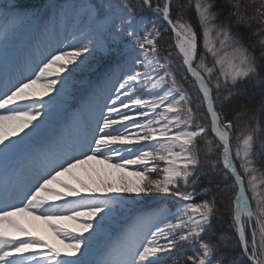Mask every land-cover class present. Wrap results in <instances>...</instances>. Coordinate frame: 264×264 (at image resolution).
<instances>
[{"label":"snow or ice","instance_id":"1","mask_svg":"<svg viewBox=\"0 0 264 264\" xmlns=\"http://www.w3.org/2000/svg\"><path fill=\"white\" fill-rule=\"evenodd\" d=\"M228 6L223 15L216 0H189L175 5V19L174 0L57 5L46 17L42 6L21 0L0 6L5 25L42 21L57 36L12 64L0 59V172L14 159L27 161L0 184V264H92L96 237L146 196L176 206L138 212L98 264H264V0L258 7L252 0V15L240 0ZM186 7L194 8L195 26L183 18ZM69 20L80 32L70 44L54 24ZM241 25L247 37L234 31ZM168 31L175 51L162 56ZM121 44L118 52L113 46ZM95 53L107 57L103 71L87 64ZM77 71L98 73L81 82L91 110L73 109L72 134L66 126L43 136L46 118L70 103ZM245 84L262 91L241 127L225 106ZM19 214L47 223L63 249L30 232ZM224 217L231 226L217 234L213 223ZM64 220L77 226L54 223Z\"/></svg>","mask_w":264,"mask_h":264},{"label":"rangeland","instance_id":"2","mask_svg":"<svg viewBox=\"0 0 264 264\" xmlns=\"http://www.w3.org/2000/svg\"><path fill=\"white\" fill-rule=\"evenodd\" d=\"M187 3H189V0H185ZM225 2L228 6V0H221V2ZM12 0H0V6L7 5L11 3ZM22 3L28 4V5H37L42 6V12L41 16L46 17L47 13L52 10L54 11L55 6L57 5H64L65 7H68L72 4H89V3H98V0H21ZM235 2V0H233ZM240 3L242 5L241 11H246L247 15H252L254 13V7L252 6V0H240ZM261 3V0H255V7H258ZM181 4V3H179ZM229 7V6H228ZM191 11H194L193 7H189ZM139 15V14H138ZM143 15L148 16L151 18L152 14L150 12H145ZM187 20V19H185ZM194 21L196 20L193 19ZM56 33H58V38L60 40H64L65 37L66 43H72V37L73 34L79 38L80 32L77 30L75 24L69 20L67 23V27H65L64 22L60 21L59 23L54 22ZM253 28L257 27L253 22ZM243 28H249L246 25H241ZM170 42L174 43V38L172 34H170ZM57 36L53 34L52 36H49L47 33H45L42 30V21H25V20H16L12 21L9 20L8 23L5 25L3 21H0V59H3L5 63L10 64L11 62H15V60L20 59L23 57L25 53H27L30 50H35L38 46H42L46 43H54ZM86 42V41H83ZM126 42V38H125ZM246 43L249 41L246 39ZM162 43V42H161ZM113 47H116L118 52H122L123 45H115ZM201 51H203L202 43H201ZM168 51H172L171 48L167 47V45L162 46L161 48V55H166ZM13 53H20L17 55L18 57L14 59L15 56H13ZM119 58V57H117ZM211 58L209 57V61ZM107 57H102L99 53H95L92 56L88 57L87 64L90 66H96L101 65V71H103L104 67H107ZM11 63V64H12ZM174 63H178V61H174ZM116 75H119L120 69L118 67L113 68ZM181 77H183L184 73L180 72L179 74ZM98 77V73H92L89 71H77L74 73L73 80L75 81L74 85H70L69 88L72 92V99L69 104H65L62 106H59L58 109L51 114L50 117L46 118L48 120L47 125L42 131V135L45 137L55 136L62 131L66 129L67 126V132L69 134H72L74 132V128L71 125V115L73 109L77 107H87L88 110H91V104L86 100V93L88 91L87 87L82 84V81H88L89 83L95 82ZM182 83H184L183 80H181ZM247 86L251 87L254 86V84H247ZM185 87L192 92L193 88L190 84L185 83ZM36 90L39 91V85L36 86ZM245 90L241 88V93H244ZM253 92H250L252 94ZM45 100H47V97H45ZM234 102V99L231 100V103ZM230 103V104H231ZM230 104H227L225 106L226 111H228L230 116ZM233 143L235 144V138ZM258 151V147H257ZM115 162V161H114ZM10 163L13 164V166H10V169L13 167L14 169L17 167V165L20 166L22 169H27V161L23 159H14ZM12 168V169H13ZM78 174L81 175L84 179H87V176L82 170H78ZM0 175H5L0 172ZM10 178V179H9ZM66 179H70L69 177H65ZM0 179H5L3 183H7L11 180H14L15 177L11 174V176L7 177L0 176ZM2 183V184H3ZM75 183V181H73ZM78 186V185H77ZM219 199V197H218ZM18 203V198L16 199H9L7 203ZM254 207L255 204L253 203ZM157 206H163V207H169V208H175V202L169 199H161L159 196H146L141 201L137 203L135 206V211L131 213H126L123 217H121V223L120 225L110 227L106 230V232L99 234L92 246V249L87 256V259L92 261V264H98V262L103 259L105 251L116 241L117 236L122 228L126 227L129 223H131L132 218L141 211H149ZM17 219L23 224L24 227H26L30 232L34 233L37 236H43L46 240H48L50 243L55 244L57 247H60L63 249V245L60 243V240L62 238H58L54 234V230L48 226L47 223H45L43 220L36 219L31 216H27L26 214H19L17 216ZM54 223H57L61 227H67L69 229L76 227V222L74 221H55ZM87 235V233H85ZM250 236V234H249ZM183 255L190 254L188 251H184L182 253ZM79 255V254H78ZM66 259H75V257H65ZM84 257H82L83 259Z\"/></svg>","mask_w":264,"mask_h":264},{"label":"trees","instance_id":"3","mask_svg":"<svg viewBox=\"0 0 264 264\" xmlns=\"http://www.w3.org/2000/svg\"><path fill=\"white\" fill-rule=\"evenodd\" d=\"M59 1H63V0H59ZM130 3L135 4L137 2V0H129ZM96 3V2H94ZM183 4V5H188V3L185 0H174V12H173V18H176V15L178 13V9L175 7L176 4ZM216 3L218 5L219 8L222 9V14L223 15H227V13L229 12L230 8L227 6V4L225 2H221V0H216ZM184 19H191L193 25L195 26L197 24V20H193L195 19V13L193 11L190 10L189 7L185 8V12H184ZM254 25V24H253ZM199 31V29H197ZM234 31H238L241 35L247 37L249 30L247 28H243L242 26H239L238 28H234ZM170 31L165 32L164 35V39L160 42V46L162 48V46L164 45H169L172 44L170 42ZM171 50L174 52V48H171ZM201 50V48H200ZM241 88H243L244 90H246L247 94L241 93L239 96L233 98L234 102H232L230 105V109L229 112L231 113L229 118H231L233 120L234 123L239 122L241 124V127L243 126V121L247 118L246 116L243 115V113L245 112L246 109H250L251 111H249V115H251L253 112H256V110L259 108V104H260V96H261V86L259 85H254V86H247V84L245 85H241ZM250 92H253L252 94H250ZM255 106V107H254ZM240 114L239 117L237 116V114ZM261 120L264 121V115H262ZM235 138V137H234ZM233 138V141H234ZM259 146H258V151H259ZM262 159H264V157H261ZM264 171V170H262ZM205 187H213V191H215L214 186L209 185L207 183V181H205V184L203 185ZM254 207V205H253ZM231 226V221L228 217H224L222 219H216L213 223V229L215 230V232L218 234L220 231L222 230H226L229 229Z\"/></svg>","mask_w":264,"mask_h":264},{"label":"bare ground","instance_id":"4","mask_svg":"<svg viewBox=\"0 0 264 264\" xmlns=\"http://www.w3.org/2000/svg\"><path fill=\"white\" fill-rule=\"evenodd\" d=\"M20 53H13V56H15L14 57V59L13 60H15L18 56L17 55H19ZM12 63V62H11ZM10 63V64H11ZM13 161V160H12ZM11 162V161H10ZM10 166H13V164L12 163H10ZM13 168V167H12ZM5 181V179H0V184H2L3 182Z\"/></svg>","mask_w":264,"mask_h":264}]
</instances>
